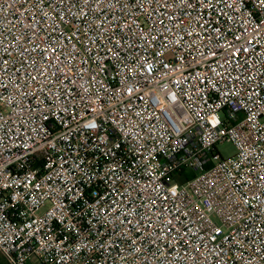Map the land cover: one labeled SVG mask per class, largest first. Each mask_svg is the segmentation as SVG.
<instances>
[{
    "label": "built area",
    "instance_id": "obj_1",
    "mask_svg": "<svg viewBox=\"0 0 264 264\" xmlns=\"http://www.w3.org/2000/svg\"><path fill=\"white\" fill-rule=\"evenodd\" d=\"M0 254L264 264V0H0Z\"/></svg>",
    "mask_w": 264,
    "mask_h": 264
},
{
    "label": "rangeland",
    "instance_id": "obj_2",
    "mask_svg": "<svg viewBox=\"0 0 264 264\" xmlns=\"http://www.w3.org/2000/svg\"><path fill=\"white\" fill-rule=\"evenodd\" d=\"M217 152L220 154V156L224 159L230 158L235 155L236 149L234 145L231 142H223L216 146ZM0 263L5 264V260L0 254Z\"/></svg>",
    "mask_w": 264,
    "mask_h": 264
},
{
    "label": "trees",
    "instance_id": "obj_3",
    "mask_svg": "<svg viewBox=\"0 0 264 264\" xmlns=\"http://www.w3.org/2000/svg\"><path fill=\"white\" fill-rule=\"evenodd\" d=\"M1 264V263H0ZM6 264V263H5Z\"/></svg>",
    "mask_w": 264,
    "mask_h": 264
}]
</instances>
